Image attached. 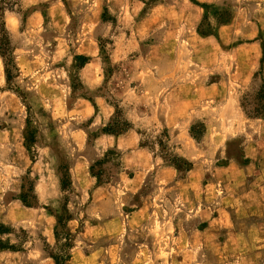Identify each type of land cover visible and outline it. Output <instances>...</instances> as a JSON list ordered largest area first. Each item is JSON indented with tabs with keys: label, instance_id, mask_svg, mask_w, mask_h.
Returning a JSON list of instances; mask_svg holds the SVG:
<instances>
[{
	"label": "rangeland",
	"instance_id": "rangeland-1",
	"mask_svg": "<svg viewBox=\"0 0 264 264\" xmlns=\"http://www.w3.org/2000/svg\"><path fill=\"white\" fill-rule=\"evenodd\" d=\"M239 1L0 0V264H264Z\"/></svg>",
	"mask_w": 264,
	"mask_h": 264
},
{
	"label": "crops",
	"instance_id": "crops-1",
	"mask_svg": "<svg viewBox=\"0 0 264 264\" xmlns=\"http://www.w3.org/2000/svg\"><path fill=\"white\" fill-rule=\"evenodd\" d=\"M219 2H221V0H201L200 3H203L201 5H205V3ZM248 10H250V12ZM197 14V22H199L202 15L200 13ZM197 22H195V26H197ZM223 29H219L215 35L209 34L201 36V38L204 40H212V38H215L213 39L215 41L219 39L222 40L226 32V34L228 33L231 37L240 35V37H251L255 40L260 33L264 32V0H240L239 6L231 7L230 20L223 26ZM254 42L250 44L251 46L250 49L246 51V56L252 59L251 62L253 64L257 62V71L264 79V52L261 46L256 45Z\"/></svg>",
	"mask_w": 264,
	"mask_h": 264
},
{
	"label": "trees",
	"instance_id": "trees-1",
	"mask_svg": "<svg viewBox=\"0 0 264 264\" xmlns=\"http://www.w3.org/2000/svg\"><path fill=\"white\" fill-rule=\"evenodd\" d=\"M6 75H7V80H9V77H8V72H6ZM263 83V86H262V90H264V81L262 82ZM241 108L243 109V111H244V113L246 114V115H253V112L250 110H247V108L245 107V105L244 104H242L241 103ZM257 113H256V115H254V116H259L261 113H264V110L261 112V113H259L258 111H256ZM113 127V128H112ZM116 128V129H115ZM125 129H126V124H122L121 123V125L119 124V123H111L110 125H109V127L107 128V129H105L104 130V132L105 133H107V134H115V132H120V133H122V132H124L125 131ZM114 130H116V131H114ZM21 201H22V203L25 205V206H27V207H30L31 205H29L25 200H24V198L23 197H21Z\"/></svg>",
	"mask_w": 264,
	"mask_h": 264
}]
</instances>
